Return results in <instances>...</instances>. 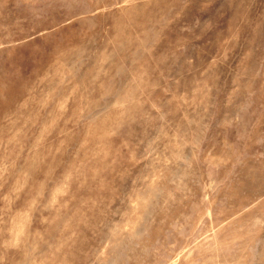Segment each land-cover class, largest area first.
<instances>
[{
	"label": "rangeland",
	"instance_id": "1",
	"mask_svg": "<svg viewBox=\"0 0 264 264\" xmlns=\"http://www.w3.org/2000/svg\"><path fill=\"white\" fill-rule=\"evenodd\" d=\"M0 264H264V0H0Z\"/></svg>",
	"mask_w": 264,
	"mask_h": 264
}]
</instances>
